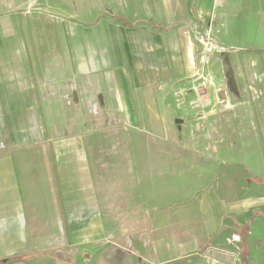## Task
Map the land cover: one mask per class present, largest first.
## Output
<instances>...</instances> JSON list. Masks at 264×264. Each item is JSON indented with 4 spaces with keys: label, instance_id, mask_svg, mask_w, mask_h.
<instances>
[{
    "label": "crops",
    "instance_id": "obj_1",
    "mask_svg": "<svg viewBox=\"0 0 264 264\" xmlns=\"http://www.w3.org/2000/svg\"><path fill=\"white\" fill-rule=\"evenodd\" d=\"M0 264H264V0H0Z\"/></svg>",
    "mask_w": 264,
    "mask_h": 264
},
{
    "label": "built area",
    "instance_id": "obj_2",
    "mask_svg": "<svg viewBox=\"0 0 264 264\" xmlns=\"http://www.w3.org/2000/svg\"><path fill=\"white\" fill-rule=\"evenodd\" d=\"M199 38H200V42L203 46L204 53H208L211 55V54H213L214 51L221 50V48L219 46L215 45L212 42L211 36L209 33L202 32L199 34ZM208 80L209 79L200 77L199 82L197 84H195L194 86L193 85L191 86L194 89V92H200V91H202V89H205L208 86ZM201 93L202 92H200V94ZM205 94L206 93H203L202 95H205Z\"/></svg>",
    "mask_w": 264,
    "mask_h": 264
},
{
    "label": "rangeland",
    "instance_id": "obj_3",
    "mask_svg": "<svg viewBox=\"0 0 264 264\" xmlns=\"http://www.w3.org/2000/svg\"><path fill=\"white\" fill-rule=\"evenodd\" d=\"M208 73H209V72H207L206 74H203L201 77H202V78L209 79V74H208ZM204 90H206V91H204ZM190 91L194 92V89H193L192 87H190ZM200 92H202L201 95H202L203 93H206V94H207V89H202V91H200ZM205 98H206V97H205ZM206 106H207V104H206V105H203L202 108H205ZM202 185H203V184H202ZM230 242L233 243V240H231ZM236 252H239V251L236 250Z\"/></svg>",
    "mask_w": 264,
    "mask_h": 264
}]
</instances>
